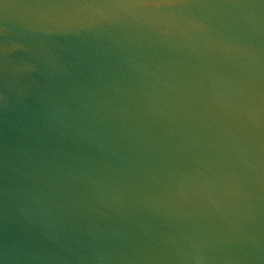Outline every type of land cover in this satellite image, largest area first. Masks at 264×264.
I'll list each match as a JSON object with an SVG mask.
<instances>
[{
  "label": "water",
  "instance_id": "95a60500",
  "mask_svg": "<svg viewBox=\"0 0 264 264\" xmlns=\"http://www.w3.org/2000/svg\"><path fill=\"white\" fill-rule=\"evenodd\" d=\"M0 264H264V0H0Z\"/></svg>",
  "mask_w": 264,
  "mask_h": 264
}]
</instances>
